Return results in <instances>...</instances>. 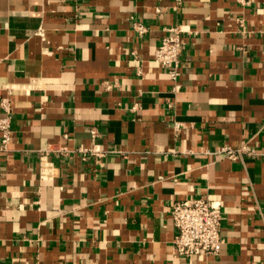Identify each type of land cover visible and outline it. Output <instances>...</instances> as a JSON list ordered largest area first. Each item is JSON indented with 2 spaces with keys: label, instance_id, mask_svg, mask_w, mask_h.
Here are the masks:
<instances>
[{
  "label": "crops",
  "instance_id": "crops-1",
  "mask_svg": "<svg viewBox=\"0 0 264 264\" xmlns=\"http://www.w3.org/2000/svg\"><path fill=\"white\" fill-rule=\"evenodd\" d=\"M174 25L177 88L153 58ZM5 95L0 264H264V0H0ZM242 143L257 153L212 152ZM198 195L222 246L179 255L170 208Z\"/></svg>",
  "mask_w": 264,
  "mask_h": 264
},
{
  "label": "built area",
  "instance_id": "built-area-1",
  "mask_svg": "<svg viewBox=\"0 0 264 264\" xmlns=\"http://www.w3.org/2000/svg\"><path fill=\"white\" fill-rule=\"evenodd\" d=\"M182 0H174L175 7ZM247 3L249 0H239ZM139 34L146 31V27L136 24ZM169 33L164 35L157 45L153 58L161 66L165 67L170 78L175 82L180 75L179 57L183 49L182 25H174L168 28ZM0 109L3 115L0 116V151L7 150L11 139V104L9 95L0 97ZM180 122H174V127L179 130ZM92 137L97 135V130H90ZM84 153L89 152L96 156H101L103 150L95 143L93 146L77 148ZM50 149L39 153V178L40 180H50L53 175V161L49 158ZM61 154L70 151L66 146H61L55 150ZM213 153L222 154L231 160L241 158L243 155L256 154L254 146L242 143L237 146L222 145L215 148ZM170 216L176 234L172 240L173 251L179 255H213L217 254L222 246L221 222L222 209L218 201L210 200L204 195L175 200L170 208Z\"/></svg>",
  "mask_w": 264,
  "mask_h": 264
}]
</instances>
